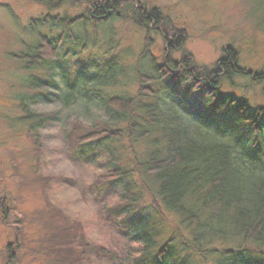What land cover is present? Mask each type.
<instances>
[{"label": "trees", "instance_id": "obj_1", "mask_svg": "<svg viewBox=\"0 0 264 264\" xmlns=\"http://www.w3.org/2000/svg\"><path fill=\"white\" fill-rule=\"evenodd\" d=\"M37 1L49 5L70 0ZM86 2L90 7L87 15L50 24L61 28V38L74 47L83 49L87 43L74 35L75 23L100 26L119 19L120 11L126 9V16L135 24L162 37L170 55L185 43L184 29H177L155 9L145 12L135 0ZM42 39L43 43L18 56L26 70L46 68L45 62L55 60L57 43ZM231 47L223 49L211 68L196 65L190 54L176 60L166 50L154 73H148L143 63L152 56L144 48L132 69L111 60L97 72L82 70L71 79L60 74L57 80L50 69L45 83L28 80L29 92L19 96L24 112L19 123L27 124L28 130L42 129L56 121L61 111L70 110L87 124L85 129L77 126L70 131L69 140L77 145L70 155L76 164L106 175L105 187L91 190L103 200L100 213L104 220L133 251H128V261L135 256L129 264H173L177 248L190 260L183 264H195L193 258L204 264H263L264 121L257 118L263 115L261 108L251 109L229 98L228 107L237 113L235 121L228 129H211L207 117L206 121L194 115L184 105H161L148 87L168 76L175 83L189 82L191 91L202 92L217 109L220 80L246 74L255 82L264 81V73L252 76V72H244ZM130 80L138 83L136 94L108 92ZM36 103L58 104L60 111L37 114L28 110ZM138 145L144 147L142 153ZM99 152L107 154L101 161L96 158ZM143 197L149 198L158 215L173 220L175 234L165 244L159 245V234L148 222L129 217L136 214ZM108 200H117L119 205L107 206ZM175 240L179 242L176 248L172 245ZM251 248L260 257L258 262L241 258Z\"/></svg>", "mask_w": 264, "mask_h": 264}, {"label": "rangeland", "instance_id": "obj_2", "mask_svg": "<svg viewBox=\"0 0 264 264\" xmlns=\"http://www.w3.org/2000/svg\"><path fill=\"white\" fill-rule=\"evenodd\" d=\"M135 1L145 12L155 9L177 29H184L183 46L170 55L162 37L135 24L126 16V9L120 11L119 19L100 26L75 23L74 35L87 41L81 49L62 39V29L50 24L87 15L90 7L86 0L49 5L37 0H0V264H129L135 257L128 261V253L133 251L104 220L100 213L103 200L91 190L105 187L106 175L89 165L76 164L70 155L77 146L69 140L70 131L77 126L87 128L83 118L70 110L61 111L56 121L42 129L28 130L27 124L19 123L24 112L18 99L29 92L28 80L45 83L51 70L55 80L60 74L71 79L82 70L97 72L111 60L131 68L144 48L152 59L148 56L143 66L152 74L166 50L176 60L190 54L196 65L211 68L223 49L231 46L245 73H264V0ZM43 37L57 43L55 60L45 62L46 68L26 70L18 56L43 43ZM50 53L46 55L52 56ZM219 83L217 109L202 92L191 91L189 82L175 83L168 76L148 87L161 105H184L194 115L207 117L211 129L225 130L235 121L237 113L228 107L229 98L251 109L261 108L263 115L257 118L264 121V81L255 82L245 74ZM108 92L134 95L138 83L130 80ZM28 110L55 114L60 108L58 104L36 103ZM137 150L142 153L144 147L138 145ZM103 154L98 153V161L107 156ZM150 202L143 197L136 214L129 217L148 222L162 245L175 234V225L169 216L153 211ZM105 204L111 207L119 202L108 200ZM172 245L178 247V240ZM178 250L174 249L173 264L187 259ZM241 256L248 262L260 258L252 248ZM191 261L204 264L197 258Z\"/></svg>", "mask_w": 264, "mask_h": 264}]
</instances>
